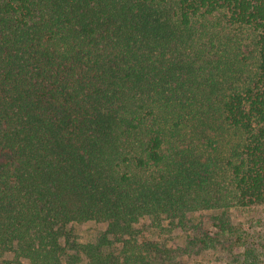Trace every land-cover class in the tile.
Wrapping results in <instances>:
<instances>
[{
    "label": "trees",
    "instance_id": "16d2710c",
    "mask_svg": "<svg viewBox=\"0 0 264 264\" xmlns=\"http://www.w3.org/2000/svg\"><path fill=\"white\" fill-rule=\"evenodd\" d=\"M222 25L251 30L257 54L219 90ZM224 175L242 206L264 205V0H0V255L191 264L142 222L184 226ZM87 222L106 231L73 241Z\"/></svg>",
    "mask_w": 264,
    "mask_h": 264
},
{
    "label": "rangeland",
    "instance_id": "374dc122",
    "mask_svg": "<svg viewBox=\"0 0 264 264\" xmlns=\"http://www.w3.org/2000/svg\"><path fill=\"white\" fill-rule=\"evenodd\" d=\"M158 9L164 11L162 7ZM169 12L174 14L172 9ZM216 29L224 35L225 41L233 38L232 42H228L223 53L228 61L232 59L234 61V67L231 69L233 73L226 71L232 77L222 84L223 87L219 90L229 86L232 80L231 86L234 88L255 70L254 57L257 53H253L255 49L253 34L247 28H225L222 25ZM222 56L220 59L223 60ZM226 65L224 61V67H227ZM209 68L202 71V81L208 83L205 79L212 77L215 82H218L220 72L217 76L212 71L213 69ZM218 98L219 94H217V100ZM224 178L226 175L222 178L225 188L220 201L211 204L210 207L190 213L187 218L188 222L185 221L184 226H171V220H167L156 227L152 219L146 218L142 222L144 226L141 227L144 237L161 242L170 249L178 247L179 251L180 249L187 251L190 256L185 257L184 260L187 259L191 264H264V205L242 206L235 196L230 195L232 194L230 185ZM198 228L203 236L206 233L211 236L204 244L189 248L188 240L195 235L198 236L196 233ZM105 231L106 225L97 222H87L71 227L72 240L83 245L96 241ZM0 264L32 263L14 251H6L0 255Z\"/></svg>",
    "mask_w": 264,
    "mask_h": 264
}]
</instances>
